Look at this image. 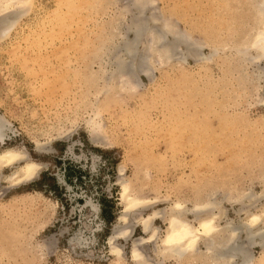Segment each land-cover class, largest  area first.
Masks as SVG:
<instances>
[{
  "label": "rangeland",
  "instance_id": "374dc122",
  "mask_svg": "<svg viewBox=\"0 0 264 264\" xmlns=\"http://www.w3.org/2000/svg\"><path fill=\"white\" fill-rule=\"evenodd\" d=\"M100 1L102 6L97 0H91L92 4L89 1L91 5L85 3L87 11L92 7L90 13L93 15H89L90 13L82 9L72 13L75 15L71 14L73 16L71 18L77 21L80 16L84 17L87 13L89 18L92 17L91 19L96 18L106 22L109 18L111 20L112 17L117 18L123 12V16H119L118 20L124 32L128 28L127 25H130L129 22L132 23L133 19L136 20L139 16L146 20L147 26L153 28H159L162 20L166 18L174 24V26L170 24L174 29H179L187 36L190 35V38L198 45L203 42V36L197 30L190 31V23H197L203 29L212 16L216 19L214 15L217 12H222L225 17H232L234 13L232 11L230 14L231 11L222 9L223 0H148L141 13L138 12L137 6L134 7L135 0ZM53 2L54 0H35L37 7L28 13L25 12L18 21V25L9 32L10 35L0 39V114L10 121L13 129L12 133L8 132L9 136L5 137L4 143H0V147L10 146L26 150L31 158L46 163L36 178L18 185L11 184L5 177L12 171V166L2 170L0 175V264H135L130 257V248L138 237L137 244L148 264H201L193 257L192 259L185 257L181 261L173 255L159 253L158 236L163 235V229L166 226L161 216L176 200H181L190 207L198 195L201 200H205V195L210 192H214L212 198L217 195L219 200L225 194L236 198L237 191L243 189L247 190L246 192L253 191L261 195L260 169H264V78L258 80L261 85L256 88L257 90L252 88L253 84L248 86V89L251 87L257 94L254 91L251 93L248 89L245 92L241 91L236 80L239 73L235 72L231 75L230 69L234 66L232 64L242 65L244 61L235 62L238 55L231 47L224 51L229 60L224 59L223 50H220L221 56L207 60L204 56L207 57L210 51L209 45L204 44L203 47L197 45L193 51L187 49L185 44H181L176 45L178 49L176 47L173 49L170 57L172 64H158L159 62L155 61L158 59L153 54L155 63H147L149 70L144 71L145 73L137 72L135 77L137 88L133 89L136 92L133 90V92L131 90L126 92L116 87L109 93L101 92L95 95L93 93L95 91L88 85L78 87L79 84L76 83L81 81L75 80L80 74L87 75L92 61V69L98 68L99 58H95L90 50L97 47L108 29H105L106 33H99L100 38L102 36L101 39L92 40L93 45L91 40H88L87 42L91 43L89 45L85 42L89 29L86 28L83 32L77 26L78 22L75 23L76 25L72 24L73 20L68 18L70 13L67 12L68 17L64 15L66 19H62L61 22L65 25L70 20L71 25L69 23L66 25L69 31L63 27L61 32L56 26L57 23L55 25L57 28L54 27L53 31L47 29V32H54V35L51 34V39L48 36L50 34L46 33L45 36L48 37L46 39L41 34L33 39L35 42L32 40L27 42L29 45L26 42L22 44L21 49L23 45L25 47L22 49L26 54L24 58H27V55L35 57L37 53L39 56L41 54L44 56L45 53L50 56L55 53V57L52 55V58L48 59V61L51 60V64H54L52 69L54 74L50 71L52 65H48V69L43 63L48 62L47 58L44 61V57L38 58L42 60L41 67L50 71L41 74L44 77L47 74L46 78L49 77L50 82L55 78H52L53 75L63 73V77L59 76L62 79L56 80L57 77L53 85H48V88L43 85L45 90L40 87L38 93L35 94L36 91L32 93L33 86L39 87L37 82L45 79L40 75L41 80H38V70L37 76H33L35 74H33L35 70L32 72L33 68L37 67L41 72L38 55L35 58L36 64L34 61L27 63L30 57L27 60H21L22 57H19L17 58L19 60L15 61V57L10 55L9 48L15 40L20 38L19 31L27 32L25 26L34 24L44 11L53 5ZM80 2L83 1L80 0ZM93 2L97 8L94 7ZM175 12L177 14H174ZM76 17L79 18L76 19ZM238 17L239 15H237L236 23L240 19ZM59 31L60 35L65 34L66 40H63L64 36L59 38ZM65 31L68 33L72 31L71 38ZM55 33L61 40L56 38ZM88 34L90 37L96 36L95 33L91 35V30ZM124 34L132 37L131 32L126 31ZM144 37L137 49L148 55L150 51L144 52L146 48L143 47L142 41L146 42L151 37L150 35ZM72 39H79L80 42L75 41L77 45L74 46L75 42L73 43ZM119 39H115V43H107L109 46L107 50L111 51L109 53L108 50L102 57L103 64L107 65L108 60L112 61L113 46L118 44ZM166 39L172 40V35L166 34ZM39 42L44 46H40ZM69 42L73 44L70 45ZM79 43L86 44L83 45L85 48ZM29 46H33V50L28 48ZM36 46L38 47L35 48ZM64 48L68 58L64 55L65 51L62 50ZM81 48H84L83 51ZM45 51L52 53L48 54ZM56 54H61L60 56L63 57L58 58L59 55L56 56ZM67 59L68 63L71 61L72 70L68 72L64 70ZM20 60L21 63L28 64L27 68L25 64L20 63ZM83 60H89V62L86 61L82 69ZM133 61L137 62V56ZM228 61L232 63L228 64ZM18 63L22 65V68L24 66V70L19 68ZM259 64L264 67V60H261ZM74 65L77 70L74 68L73 71ZM226 66L227 69H225ZM80 67L81 70H78ZM255 67L256 65L246 63L247 70L244 72L254 73ZM108 69H111L110 66ZM80 71L82 73L79 74ZM66 72L77 74L75 79L73 78L76 85L71 83L73 74L67 75ZM34 77L35 82L32 79ZM66 80L69 82L67 83ZM115 81L117 82V79ZM100 84L102 86L104 82L100 81ZM76 87L79 88V92ZM63 89H65L64 92ZM71 89L76 90L75 93L78 92V94L74 95ZM33 90H36L35 87ZM82 99L87 105L89 101L92 103L89 107L86 103L80 104L81 102L78 101ZM95 106L99 108L98 120L100 118L102 127L98 130L97 136L95 135L96 140H92L86 121L92 114L91 109ZM74 109L75 112H73ZM45 130H48L47 133ZM35 139L44 143L46 150H37L33 142ZM122 180L129 182L131 193L145 197L144 199L149 200L150 203L148 202L146 207L133 210L134 212H127V219L131 218L130 221L136 223L132 226L130 222L133 228L130 226L132 232L127 238L118 235L112 239L114 245H120L122 258L119 260L110 250V237L114 234L112 231L116 227L124 226L126 223L120 219L121 214L124 213V203L120 196ZM35 191L42 194H36ZM26 192L31 194L27 195ZM25 199L29 203L24 202ZM88 200L96 206V211L87 203ZM260 201H264V194L259 201H256L257 205ZM221 206L225 210V214L220 219L221 224H224V221L232 224L241 222L239 217H243L244 213L237 212L240 207L238 202L223 198ZM156 209H159L161 213L152 218L151 225L158 227L156 231L158 236L154 240H145L150 231H144L139 220L141 216ZM188 216L191 217V213ZM243 234V232L239 234L237 241H243L248 253L256 257L261 251L260 246L254 244L258 237L248 242ZM196 248L198 251H205L203 240L197 244ZM233 260V264H241L238 256H234Z\"/></svg>",
  "mask_w": 264,
  "mask_h": 264
},
{
  "label": "bare ground",
  "instance_id": "6f19581e",
  "mask_svg": "<svg viewBox=\"0 0 264 264\" xmlns=\"http://www.w3.org/2000/svg\"><path fill=\"white\" fill-rule=\"evenodd\" d=\"M81 1H83V2H80V0H54L53 5L50 8H48L46 11H44L43 14L40 16V18H38V20H36L34 22V24H29V25L25 26L27 28V32L23 33L22 31H19L20 36H18V37H20V38L18 40H15V43L12 44L11 48H9L11 50V51L9 50L10 55L15 57L14 60L16 59L15 61H18L19 59H17V58H19V57H22L21 60L22 59L27 60V58L29 59V57H30V60H27V63L30 61H34L36 64L35 58L37 57L36 55H38V53L36 55H34L35 57H33L32 55H27L28 57L24 58L26 56V54L24 53L25 50H22L23 48H25L24 45H23V48L21 49L22 44H24V42H26V44H28L27 42H30L33 39L38 38L41 34H43L45 36L46 33L50 34L48 36L51 39V34L54 35V32L51 33V31H53L52 29L56 26H58V28H60V30L62 32L61 28H63V27L65 28L66 25H68L67 23L70 24V20H68L67 23H65V25H62V22H61L62 19H66L63 16L66 15L67 12H69L70 13V15H68L69 17L67 15H66V17H68L72 21L73 20L72 19L73 16H71L72 13H76L77 10L82 11V9L86 8L85 3H87V2L84 3V1H86V0H81ZM89 1L92 4L91 0H89ZM89 1L87 4L91 5L89 3ZM146 1H148V0H135V2L132 1V3L133 2L135 3V5L133 3L134 7L137 6L139 9L138 12H140L142 10V8L144 7V5L149 2V1L148 2H146ZM223 1H224L223 2L224 5L222 6V9L225 11H231L230 14L232 13V11L234 12L232 14V17L230 16L231 18L225 17V14H222V12H217L216 15H214L213 12H211L214 15V17L216 16V19H214L212 16L211 17L212 19H209V21L206 23V25L203 27V29H202L201 25H198L197 23L192 22V24L194 23L193 25L190 23L189 30L190 31L197 30L203 36V42L199 43V45L196 43V41H194V40H192V38H190V35L187 36V35L183 34V32L177 28L174 29L173 28L174 24H171V22L166 18H164L162 20L160 27L159 28L156 27L157 28L156 29V28L147 26L146 20L144 18H142L140 16L138 18L136 17L137 19L136 20L133 19V22L131 21L132 23L129 22L130 25H127L128 28L126 27L127 28L126 31L132 33V37H130V36L124 34V33H126V31L124 32L123 30H121V27L119 26L120 20H118V19H119V16H121V17L123 16V12L121 14H119V16L117 18L112 17L113 18L112 20L109 18V21H106V22L102 21L101 22L99 19H96V18L91 19L92 18L91 16H90V18L88 17L89 15L92 14V13H90L92 7H90V8L88 7L90 10L89 11H87V9H85V10L87 13H90L89 15L87 13H86V15L84 13H82V14H84V17H81V16H80V18L78 17L80 21L79 20L76 21L74 19L75 21L73 20V22H71L72 24H75L76 22H78L77 26L83 32H85L86 31L85 29L87 28V29H89L88 32L90 30L92 31L91 35H93L94 33L96 34V36L93 35L92 37H94V38H92L89 36V34L87 32V36H85V38H86L85 42H87L88 40H91L90 42H92V45H93L92 40L96 39L98 41V39L102 38V36L100 38L99 33L101 34V33L105 32V29L106 30L108 29V32L106 35H104L106 32L104 34H102V35H104V37L102 38L103 40H101V42L99 43L100 45L98 44L99 46L97 45V47L94 46L95 49H93V50L91 49L93 52L90 50V52L94 55L95 58L96 57L99 58L98 68L92 69L93 68L92 64H91V63H93V61H92L89 64L91 66L89 68H91V69H89V71L87 72V75L81 76L80 73H82V72L80 71L79 72V74H80L79 78L80 79L78 78L77 80H75L76 82L81 81L82 84L81 83H76V84L77 85L79 84L78 87L79 86L81 87V85L84 86L85 84L88 85L90 87V89H93L95 91V92L92 91L95 95H97V93L99 94L101 92L109 93L111 90L113 91L114 89H116V87H118L119 90L121 89V90L126 91V92L130 91V90L132 91L133 89L137 88L136 83H135V81H136L135 77L137 76V72L138 71H140V72L147 71V70H149V68H148L149 64L155 63L154 62L155 59L153 57V54L156 56V59H158V60H155V61L159 62L158 64H163V63L164 64L165 63L172 64V62L170 61V57H171L173 49H174V47H176V45L185 44L186 45L185 47H187V49H192L193 51H195V47H197V45L200 47H203L205 44V45H209V49H210L207 57H205L203 55L204 58L207 60H212L219 55L221 56V54H219L220 50H223L222 54L225 55L224 51L227 48L231 47L234 50L235 54L238 55V59H235V62L240 63V61H244L242 63V65L241 64H239V65L232 64L234 66L231 69L229 68L231 75L234 74L235 72L239 73V76L236 78L239 90H241V91L243 90L244 92H245V90L247 91L249 84H253L254 87H252V88L257 90L256 88H258L259 85H261V84H259V81L262 78H264V67L259 64V62L261 60H264V0H223ZM97 2L100 3L101 1L97 0ZM80 3H82V4H80ZM99 3H98V5H99ZM93 5H95L94 7L97 8L95 3ZM100 5H101V3H100ZM34 7H37L35 0H0V39L6 37L9 34V32L18 25V21L21 19L23 14L25 12L28 13V11L32 10ZM41 7H42V5H41ZM218 8H221V7H218ZM102 9H103V7H102ZM104 10H105V8H104ZM217 10L219 11V9H217ZM225 11H223V12H225ZM94 12L96 13L97 11H94ZM124 12H125V10H124ZM77 14H79V13H77ZM174 14H177V13L175 12ZM72 15H75V14H72ZM237 15H239V17H240V19L238 17L240 22L237 21V23H236ZM177 17H179V16H177ZM78 18L76 17V19H78ZM88 19L91 22H89ZM168 21H169V23H168ZM221 21H222V23H221ZM60 22H61V24H59ZM57 23H58V25H56ZM170 24L173 26H171ZM78 27H76V28H78ZM48 28H49V30H51L50 32L48 31L49 33L47 32ZM66 28L68 30V26ZM57 30H59V29H57ZM77 30L79 31V29H77ZM73 31H75V29ZM65 32H66V34L68 33L67 31H65ZM77 32H76V34H78ZM58 33H59V38L62 36L65 37V34L60 35V31ZM71 33H72V31H70V33H68V34L70 35ZM168 33H170L172 35V40H170V41H167V39H166V34H168ZM43 35H42V37L44 38ZM57 35L55 33L56 38L58 40H61L57 37ZM147 35H150L151 38L146 42H145V40L142 41L143 47L146 48V50H144V49H142V50H144L145 53L150 51L151 55L149 53H148V55L144 54L137 49L139 42H141V40L145 38L144 36H147ZM46 38H48V37L45 36V39ZM70 38H71V35H70ZM70 38H69V40H71ZM117 38H120V39L117 42L118 44L113 46L112 52H114V53L111 54L112 61L108 60V62H106L107 65H105V64H103L104 59H102V57H104V55H106L105 53H107V51L109 50V49L107 50V47L109 48V46H107V43H109V42L115 43V39H117ZM50 39H49V41H50ZM63 40H66V37ZM45 41L46 40H44V42ZM49 41H48V43H49ZM72 41L74 43L75 41H79V39H77V40L72 39ZM33 42H35V41L33 40ZM71 42H69V44ZM90 42L89 43L87 42V43L90 45L91 44ZM36 43H38V42H36ZM40 43L41 42H39V44ZM73 43H71L70 45H72ZM35 44H32V45L35 46ZM39 44H37V45H39ZM52 44H54V43H52ZM62 44H60V45H62ZM79 44L82 46L86 45V44H81V43H79ZM45 45L48 46L49 44H45ZM65 45H66V42H65ZM73 45L76 46L77 45L76 42ZM80 45H79V47H81ZM40 46L43 47L44 46L43 43L40 44ZM32 47L29 46L28 48L33 50ZM37 47L38 46H36L35 48H37ZM42 47H40V48H42ZM65 48L68 50L67 47H65ZM65 48L62 49L63 52L65 51V54L63 53L64 55H66V49ZM88 48H90V47H88ZM176 48L178 49V47H176ZM46 49L51 50L49 48H46ZM83 49H82V51H83ZM43 50H44V48H43ZM34 51H36V50H34ZM82 51L81 50L79 51L81 53V55L83 54ZM110 51L111 50H109V53H110ZM26 52H27V50H26ZM37 52H38V50H37ZM45 52H47V51H45ZM90 52H87V53L89 54ZM40 53L41 52H39V54ZM51 53L52 52H49L48 54H51ZM80 53H79V55H80ZM32 54H33V51H32ZM45 54H44V56L42 54L40 56L38 55L37 60L39 61V64L41 63V61H42L41 59H43V57H44L43 61L46 58H47L46 60L48 61L49 58H52V55H53V57H55L54 56L55 53L50 55L51 57L48 55H45ZM235 54H234V56H236ZM57 55H59V54H56V56ZM60 55L58 56V58L63 57ZM72 55H73V53H72ZM67 56H68V54L66 55V58H68ZM84 56H85V54H84ZM136 56H137V62L138 63L137 62L134 63V61H133ZM203 56L201 58H203ZM231 56H233V55H231ZM223 57H224V59L225 58L228 59V57L226 55ZM31 58H32V60H31ZM38 58H41V59L39 60ZM86 58H88V57H86ZM201 58H200V60H201ZM205 59H203V60H205ZM21 60H20V63H21ZM178 60L180 61V59H178ZM50 61L51 60H49L47 63L46 62H43V63L47 65V68L49 67L48 65H52L50 67V69H51L50 71H51V73L53 72L52 74H54V70L52 71V69H54V67H53L54 64L53 63L51 64ZM86 61L89 62V60H86ZM86 61L83 60V65H81L82 69H83L84 63ZM69 62L70 63H68V59H67V62H66L67 66L65 67L66 69L62 65L64 70H67V72L69 70H71V61H69ZM148 62H149V64H147ZM228 62H227L228 64L232 63L231 61H228ZM43 63H41V65L39 66L41 68V72H40V69H37V67H35V69L33 68V70H32V72L35 70V72H33V74L34 73L35 74L33 75L32 73H30L33 76H37L38 73L36 71L38 70L39 75L37 77H38L39 81L41 80V79H39L41 74L43 75L45 73V71H47V73L50 72L47 69L44 70L45 68L41 67ZM246 63L248 65L249 64L256 65L255 71H253L254 73L244 72L245 70H247V69H245ZM21 64L26 65V63H24V62ZM21 64L18 63V65H20L19 68L22 66ZM77 64H79V63H77ZM27 65L25 66L26 68H27ZM36 66H38V65H36ZM108 66H110V68H111L110 70L108 69ZM44 67H46V66L44 65ZM81 67L78 70H81ZM74 68L76 69L77 67H75V65H74L73 71H74ZM22 69L24 70V66H23V68L21 67V70ZM42 69H43V71H42ZM225 69H227V66ZM27 70H30V69H27ZM59 71H61V69ZM55 72H56V70H55ZM76 72H78V71H76ZM59 73H57V75H55V76L53 75L52 78L55 77L54 79H56L58 77V79H56V80H59V78L62 79L63 73L62 74H59ZM66 73L64 74V77L66 76ZM70 73L73 74V76L71 78L75 79L77 74L75 75L73 72H70ZM69 74L67 73V75H69ZM42 75H41V77L45 78V79H42L40 81L42 86H40L41 85L40 82L36 81L37 84H39V87L33 86V88L31 89V92L36 91V92H34L36 94L39 92L40 87L42 88V90H45V89H43V85L45 86V88H48V85L50 86V85L54 84V82H55L54 79H52V81H51L52 83H51L49 81V77H47L48 79L46 78L47 74H45V77ZM61 75H62V77H59ZM32 79H34V82H35L36 78L34 77ZM46 79H47V81H45ZM72 79H70V80H72ZM74 79L71 83H74V85H76L74 82ZM116 79H117V82L115 81ZM223 79H224V77H223ZM100 81H103L104 85L101 86ZM68 82L69 81H67V83ZM262 82H263V80H262ZM44 83H46L47 85ZM63 85H64V83H63ZM88 86H86V87L88 88ZM30 87H31V85H30ZM30 87H29V91H30ZM34 87L36 90H33ZM104 87H106V88L103 89ZM76 89L79 92V88L76 87ZM211 89H213V88H211ZM254 89H251V87H249L248 90H250V92L252 93L253 91L255 92ZM64 90L65 89H63V92H64ZM67 90H69V89H67ZM135 90H133V91H135ZM71 91L74 92V95L78 94V92L75 93L76 90L71 89ZM88 92H90V91L88 90ZM35 94H34V96H35ZM82 94H84V92H82ZM82 94H80V96ZM255 94H257V93L255 92ZM83 100L84 99H82L81 101L79 100L78 102H81L80 104H82V102H83V104H85L86 102L84 103ZM46 102H47V100H46ZM90 103H92V102L89 101L88 105H87V103H86V105L89 107ZM80 104H79V106H80ZM96 104H98V103H96ZM83 107H84V105H83ZM91 107H93V105ZM75 109H77V108H75ZM75 109L73 112H75ZM85 109H86V107H85ZM91 110H92V114L88 117L86 124L88 125L89 131L91 132V139L96 140L95 137L98 134V130L101 129L102 124H101V122H99L100 118L98 120V117H100L99 116V108L95 106L94 109H91ZM50 111H51V109H50ZM75 114L76 113H74V115ZM43 118L45 119V117H43ZM93 125H96V126L94 127ZM49 127H52V126L49 125ZM49 127H48V129H49ZM49 130H51V128ZM12 131H13V129H12L10 121L7 118H5V116L3 114H0V143H4V141L6 139L5 137L9 136V133L10 132L12 133ZM45 131L47 133L48 130H45ZM47 139L49 140V137ZM33 142L35 143L37 150H42V149L46 148L44 146L45 144L41 143L37 139H35V141H33ZM48 150H49V148H48ZM9 166H12L13 169L5 177H6V179H8V181L11 184L18 185V184H21L23 182L25 183L27 181H30V180L36 178L39 175V173L42 171V169L46 166V163L39 162V161H36L35 159L31 158L26 150H22L20 148L10 147V146H6V147L1 146L0 147V175L2 174V170L6 167H9ZM260 168H262V167H260ZM260 176L262 179V189H261V195L260 196L256 192H253V191L246 192L247 190L245 191V189L240 190V191L238 190L236 198L228 197L226 194L224 196L222 195L223 198H225L227 201L238 202L240 204V207L237 210V212L238 213L239 212L244 213L243 217H241V218L239 217V219L241 220L240 223L232 224L229 221H224V224H221L220 219H221L222 215L225 214V210L221 206V200L223 198L219 200L218 197H216L217 195L216 196L214 195V197L212 198V196H213L212 194H214V192H210V193H207L205 195V197H206L205 200L204 199L201 200V197L198 195V197H196L194 199V202H193L192 206H190V207L186 206L181 200H176V201L172 202V204L169 206L170 209L168 211H165V213L161 216L163 218V220L165 221V224H166L165 228L163 229V235H161V236H158V233L156 232L158 230L157 229L158 227H156V226L153 227L151 225L152 218L155 217L156 214L158 215V213H161V211L159 209L158 210L156 209V210H153L151 213H148L144 216H141V218L139 220L140 225L143 227L144 231H150V233L145 238V240H152V239L154 240V238H156L158 236L159 237L158 238L159 244L157 246V249H158L159 253L162 255H173L174 258L176 257L177 260L181 259V261L185 257H188V258L190 257L191 259L193 257L195 259H198L199 263L201 262V264H233V262H234L233 257L238 256V258L241 261V264H263L264 263V201L258 202V205H257L256 201H259L261 196L264 194V169H262V170L260 169ZM120 184H121L120 196H121V200L124 203V210H123L124 213L121 214L120 219L125 221L126 223L124 226H121V227H119L120 225L118 227L115 226L116 227L115 230L112 231L115 235L112 234L110 237V242H111V249L110 250L112 251V253L114 255H116L118 257V259L122 258V251H121V248L119 247L120 245L119 246L114 245V241H112V239L118 235H120L121 237L127 238L132 232V228H133L132 226H134L133 224H136V223H132L130 221L131 218L127 219V212L128 211L134 212L133 210H136L139 207L140 208L146 207L150 203L149 200L144 199L145 197L142 198V196L140 197V196H137L136 194H133L134 192L131 193V189H130L131 187H130L129 182L127 180H122L120 182ZM35 192H36V194L37 193L40 195L42 194L39 191H35ZM25 194L28 195L31 193L26 192ZM209 194H211V195H209ZM37 198H39V197H37ZM29 199H30V197H29ZM25 201H26V199L24 200V202ZM26 202L29 203L28 201H26ZM87 203H89L95 211L97 210L96 206L93 203H91L89 200ZM49 208H50V206H49ZM50 209L52 210V207ZM44 210H46V209H44ZM190 213L192 215L191 217L188 216V214H190ZM130 222H131L132 226H131ZM127 223L129 225H127ZM242 232L245 234V237H246L245 239L248 242L250 240L258 237L257 238L258 240L254 244L259 245L261 248V251H260L259 255H257L256 257L251 256L250 253H248L249 251H247L246 244L242 243L243 241L242 242L237 241V238H239V234ZM138 238H136V241H134L132 243V246L130 248V257L133 261H135V264H148L147 261L143 258V256H142L143 252L140 250V248L137 244L139 241ZM69 239H71V238H69ZM79 239H81V238H79ZM201 240H203V242L205 244V251H198L196 248L197 244ZM78 242H79V240H78ZM116 260H117V258H116Z\"/></svg>",
  "mask_w": 264,
  "mask_h": 264
}]
</instances>
